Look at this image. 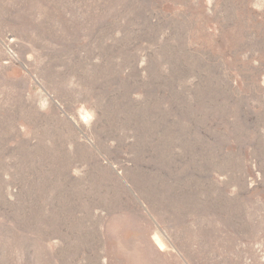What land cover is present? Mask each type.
Returning a JSON list of instances; mask_svg holds the SVG:
<instances>
[{"label": "rangeland", "instance_id": "obj_1", "mask_svg": "<svg viewBox=\"0 0 264 264\" xmlns=\"http://www.w3.org/2000/svg\"><path fill=\"white\" fill-rule=\"evenodd\" d=\"M0 264H264V0H0Z\"/></svg>", "mask_w": 264, "mask_h": 264}, {"label": "bare ground", "instance_id": "obj_2", "mask_svg": "<svg viewBox=\"0 0 264 264\" xmlns=\"http://www.w3.org/2000/svg\"><path fill=\"white\" fill-rule=\"evenodd\" d=\"M158 242V241H157Z\"/></svg>", "mask_w": 264, "mask_h": 264}]
</instances>
